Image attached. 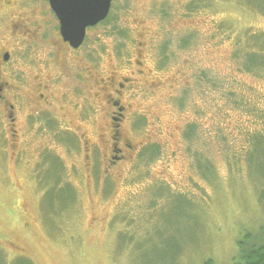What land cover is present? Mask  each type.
<instances>
[{
  "label": "rangeland",
  "instance_id": "rangeland-1",
  "mask_svg": "<svg viewBox=\"0 0 264 264\" xmlns=\"http://www.w3.org/2000/svg\"><path fill=\"white\" fill-rule=\"evenodd\" d=\"M5 52L0 264H231L246 234L264 244V0H112L76 51L48 0H0ZM123 77L132 147L108 169Z\"/></svg>",
  "mask_w": 264,
  "mask_h": 264
},
{
  "label": "water",
  "instance_id": "water-1",
  "mask_svg": "<svg viewBox=\"0 0 264 264\" xmlns=\"http://www.w3.org/2000/svg\"><path fill=\"white\" fill-rule=\"evenodd\" d=\"M48 3L58 19L62 40L72 48L82 44L86 28L103 21L111 6V0H48Z\"/></svg>",
  "mask_w": 264,
  "mask_h": 264
},
{
  "label": "flooded vegetation",
  "instance_id": "flooded-vegetation-1",
  "mask_svg": "<svg viewBox=\"0 0 264 264\" xmlns=\"http://www.w3.org/2000/svg\"><path fill=\"white\" fill-rule=\"evenodd\" d=\"M58 22V21H57ZM58 33H59V25H58ZM87 34V29H86ZM60 35V34H59ZM61 38V37H60ZM63 44L66 45L70 50L76 51L78 48H72L67 42L62 41ZM10 61V54L9 52H5L0 57V65L2 68H5L4 66L8 65ZM2 71V70H1ZM132 80L128 77H123L122 81H118L117 85L113 87V94L112 97H117V99L110 101L111 106L113 107V112L110 114V128H109V147H108V153H109V159H107V167L108 169L112 168V165L117 163L119 160L121 161L124 158V152L125 149L129 150L132 146L129 144L127 140H124L122 138V135L120 133V124L123 122V114L125 110V106H123L118 101V96L122 93V90L128 85L131 84ZM7 88H9V81H6L2 78V74L0 73V92L7 91ZM104 87L103 89H105ZM4 95V94H3ZM2 94H0V100L2 99V103H6L4 97ZM5 96V95H4ZM112 99V98H111ZM12 108L13 106L9 105V120L10 125H15V118L12 116Z\"/></svg>",
  "mask_w": 264,
  "mask_h": 264
},
{
  "label": "trees",
  "instance_id": "trees-1",
  "mask_svg": "<svg viewBox=\"0 0 264 264\" xmlns=\"http://www.w3.org/2000/svg\"><path fill=\"white\" fill-rule=\"evenodd\" d=\"M109 17H110V13L103 21L98 23V25L107 22L109 20ZM199 168H201V165ZM204 172L206 173V171ZM52 177L54 178L48 177V179L46 180H52L53 184L54 182L57 183L56 179L58 180V177L55 174V172L52 174ZM52 188H54V190L56 189L54 185H52ZM246 238H249V234H246L245 237H243V239L237 243L238 253L233 258L231 264H264V244L256 243ZM202 264H217V263H215L211 259H206L203 261Z\"/></svg>",
  "mask_w": 264,
  "mask_h": 264
}]
</instances>
